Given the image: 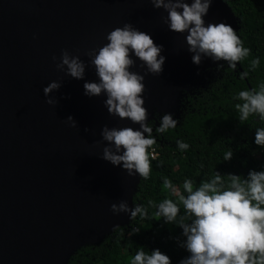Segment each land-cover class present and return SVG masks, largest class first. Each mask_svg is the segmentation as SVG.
Here are the masks:
<instances>
[{"label":"water","instance_id":"95a60500","mask_svg":"<svg viewBox=\"0 0 264 264\" xmlns=\"http://www.w3.org/2000/svg\"><path fill=\"white\" fill-rule=\"evenodd\" d=\"M162 16L148 0H0V264H58L83 239L126 223L127 214L109 207L125 201L130 208L138 176L100 158V130L138 125L110 116L103 93L83 95V84L97 79L85 53L125 23L149 34L162 45V71L145 75L134 57L130 71L144 75L146 110L165 105L189 73V54L186 33L170 32ZM203 19L235 27L218 0ZM62 50L84 61L83 79L57 70ZM52 81L61 87L48 105L42 88Z\"/></svg>","mask_w":264,"mask_h":264},{"label":"clouds","instance_id":"9594fccd","mask_svg":"<svg viewBox=\"0 0 264 264\" xmlns=\"http://www.w3.org/2000/svg\"><path fill=\"white\" fill-rule=\"evenodd\" d=\"M152 8L162 9V23L170 32L184 35L187 51L191 54L193 65H199L201 59L210 58L213 62L224 61L227 68L235 70L237 63L249 57L250 49L243 46L233 28L221 23H205L212 0H148ZM106 43L98 49H91L85 55L94 68L96 81L83 84V95L87 97L105 96L103 107L110 116L120 120L127 119L137 128L121 127L100 130L105 146L100 158L113 166L119 165L128 176L148 179L150 173L149 157L154 158L156 138L153 126L146 123L147 110L142 106L144 100V75L130 71L134 60L143 67L145 75H159L165 57L160 55L162 45H156L150 35L125 23L111 30L105 36ZM56 57L52 61L56 62ZM260 64L259 58H252L248 70L239 73L241 80L255 71ZM57 70L75 80L83 79L85 63L78 55L62 50ZM223 67V65H218ZM61 84L52 81L42 88L45 103L54 105L57 100L50 97ZM232 99L240 123L250 118L256 119L259 126L254 128L253 143L264 147V81H258L254 88L238 91ZM65 121L69 127H76L72 116ZM177 126V120L171 113L159 116L157 134L166 133ZM87 131V129H85ZM176 149L186 152L189 144L176 140ZM233 156L231 148L223 152V161ZM163 188L168 190L175 201L164 198L148 206L137 204L131 209L125 201L110 205L113 215L127 214L130 219L143 221L152 215L163 218L165 224H173L181 230L184 237L179 247L185 249L188 256L179 264H264V170H249L246 177L228 173L221 175L213 171L198 184L184 178L177 186L167 177H162ZM181 206L183 212L181 213ZM155 208L150 214L149 208ZM119 226H114L116 230ZM140 229L132 227L129 236ZM129 264H170L169 258L158 249L150 252L138 247Z\"/></svg>","mask_w":264,"mask_h":264},{"label":"trees","instance_id":"16d2710c","mask_svg":"<svg viewBox=\"0 0 264 264\" xmlns=\"http://www.w3.org/2000/svg\"><path fill=\"white\" fill-rule=\"evenodd\" d=\"M233 20V30L242 40L243 46L250 49L249 57L238 62L236 69L227 68L224 61L213 62L210 58L201 59L193 65L191 54L186 63L188 74L178 79L165 105H153L147 110L146 123L153 126L157 156L149 157L148 179L138 176L130 195V209L137 204L148 206L164 198L175 201L168 190L163 188L162 177H167L179 186L184 178L198 184L213 171L222 176L228 173L246 177L249 170H264V147L253 143L254 128L259 126L254 118L240 123L232 99L238 91L254 88L258 81H264V0H218ZM259 58L260 64L247 78L241 80L239 73L248 70L249 61ZM218 65H223L219 67ZM171 113L177 126L163 134H157L159 116ZM176 140L189 144L186 152L176 149ZM231 148L233 156L223 161V152ZM155 208H149V213ZM183 212L181 206V213ZM132 227L140 230L129 236ZM173 224H165L163 218L154 215L143 221L130 219L119 228L107 231L96 239H83L73 249L68 250L58 264H129L138 247L146 251L158 249L165 254L170 264H179L188 253L178 243L184 237Z\"/></svg>","mask_w":264,"mask_h":264},{"label":"built area","instance_id":"2783aa9c","mask_svg":"<svg viewBox=\"0 0 264 264\" xmlns=\"http://www.w3.org/2000/svg\"><path fill=\"white\" fill-rule=\"evenodd\" d=\"M155 150V149H154ZM157 156V152L154 151V158ZM150 158L154 159L153 156H150Z\"/></svg>","mask_w":264,"mask_h":264}]
</instances>
